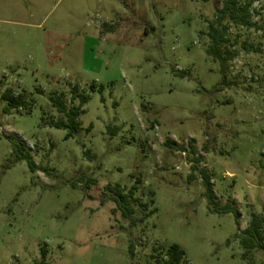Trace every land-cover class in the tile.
<instances>
[{"label":"rangeland","instance_id":"1","mask_svg":"<svg viewBox=\"0 0 264 264\" xmlns=\"http://www.w3.org/2000/svg\"><path fill=\"white\" fill-rule=\"evenodd\" d=\"M223 6L0 0V264H157L175 244L182 264H264L238 238L254 213L264 218V0L250 7L253 27L225 23L222 49L236 56L222 72L207 49ZM8 90L26 103L11 114ZM80 93L90 101L66 139L51 127L65 118L50 98L73 108ZM9 138L36 172L15 163ZM168 141L193 143L198 170ZM202 171L239 218L209 211ZM116 184L138 186L143 223L116 210L106 190Z\"/></svg>","mask_w":264,"mask_h":264},{"label":"trees","instance_id":"2","mask_svg":"<svg viewBox=\"0 0 264 264\" xmlns=\"http://www.w3.org/2000/svg\"><path fill=\"white\" fill-rule=\"evenodd\" d=\"M247 1V0H246ZM254 0L243 3V0H224V6L218 10L217 18L209 29V38L211 39V45L207 49V55L213 57L220 62L223 69L226 62L235 59V53L229 52L225 54L222 47L230 43L228 37V27L226 22L242 25L245 27H253L250 18V7ZM184 76L185 73H179ZM224 74V73H223ZM93 90L95 86L93 85ZM79 104L76 107L68 108L67 102L62 97H51L50 101L55 109L62 115L63 120L51 123V127L59 130L68 131L66 139L75 137L81 129L80 117L85 113V105L90 101V97L84 93L78 95ZM3 100L8 103L5 108L6 114H11L14 110H20L25 107L26 103L21 95L15 96L13 91L8 90L3 95ZM13 146V154L15 156V163L25 161L29 170L34 173L38 167L33 156L28 152L25 143L22 141H14L13 138H9ZM167 146L181 153H188L193 156L192 163L194 164L192 170L195 172L198 170L197 166L202 162L203 157L200 155L199 150L193 143H189L188 146L180 145L175 141H168ZM89 160H93V157L89 152L85 153ZM197 157V158H196ZM204 187L205 197L208 204V209L212 214L225 215L234 214L239 218L240 214L233 203H227L221 205L215 195L211 176L205 172H201ZM195 176L191 175L190 180H194ZM106 190L111 193L112 201L116 204V210L121 213L124 219L130 222L132 227L138 223H143L149 215L137 219L135 216V209L133 207L134 202H137L135 194L138 190V186L134 185L128 192L120 185H108ZM264 218L261 215L253 214L252 220L249 226L239 234L238 238L242 247L246 251L260 249L264 252V234H263ZM185 251L179 245H173L167 251L166 259H160L157 264H182L185 260ZM45 257V254H43Z\"/></svg>","mask_w":264,"mask_h":264}]
</instances>
